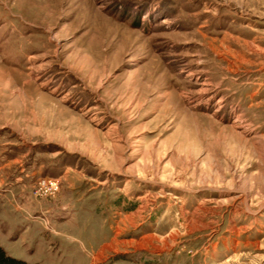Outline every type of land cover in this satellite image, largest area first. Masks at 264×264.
<instances>
[{"label":"rangeland","instance_id":"rangeland-1","mask_svg":"<svg viewBox=\"0 0 264 264\" xmlns=\"http://www.w3.org/2000/svg\"><path fill=\"white\" fill-rule=\"evenodd\" d=\"M0 246L264 264V0H0Z\"/></svg>","mask_w":264,"mask_h":264},{"label":"crops","instance_id":"crops-1","mask_svg":"<svg viewBox=\"0 0 264 264\" xmlns=\"http://www.w3.org/2000/svg\"><path fill=\"white\" fill-rule=\"evenodd\" d=\"M28 215H29V212L27 213ZM30 216V215H29ZM38 220H27L26 222H25V224H24V229H22L23 231H22V235L21 236H19V238L18 239H22V242H21V246L24 248V253H26L29 257H34V255H35V257H36V252L38 251L39 253H42L43 252V250H41L40 249V247L43 245V243H42V240L37 236L36 237V235L34 234V233H32L34 230H36L37 228H38ZM22 227V228H23ZM67 227H69V226H67ZM68 231V230H67ZM66 238H70L71 240H76L75 239V237H73V236H69L68 237V235H67V237ZM27 246L28 247V249L27 248H25L24 246ZM66 246H68V245H66ZM13 247V246H12ZM16 247H19V246H16ZM18 250V249H17ZM16 250V251H17ZM16 251H13V252H16ZM46 251V250H45ZM48 251V250H47ZM12 251H9V253H11V254H14ZM49 252V251H48ZM8 253V252H7ZM8 253V254H9ZM22 253V252H21ZM23 253V254H24ZM50 253V256H49V258H54L55 257V260H56V257H63L64 255H59L58 253H57V255H55L54 254V252H49ZM14 256V255H13ZM68 257V256H67ZM18 259H20V258H18ZM37 258H32V260L33 261H37L36 260ZM60 259V258H59ZM21 260H23V259H21ZM25 260V259H24ZM29 262L31 261V260H28ZM58 261V260H57ZM32 262V261H31Z\"/></svg>","mask_w":264,"mask_h":264},{"label":"built area","instance_id":"built-area-1","mask_svg":"<svg viewBox=\"0 0 264 264\" xmlns=\"http://www.w3.org/2000/svg\"><path fill=\"white\" fill-rule=\"evenodd\" d=\"M59 187V181L56 177H44L40 178L34 188L35 195L39 196H51Z\"/></svg>","mask_w":264,"mask_h":264},{"label":"trees","instance_id":"trees-1","mask_svg":"<svg viewBox=\"0 0 264 264\" xmlns=\"http://www.w3.org/2000/svg\"><path fill=\"white\" fill-rule=\"evenodd\" d=\"M0 264H29L24 260L15 258L7 254V252L0 246Z\"/></svg>","mask_w":264,"mask_h":264}]
</instances>
